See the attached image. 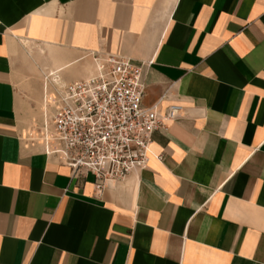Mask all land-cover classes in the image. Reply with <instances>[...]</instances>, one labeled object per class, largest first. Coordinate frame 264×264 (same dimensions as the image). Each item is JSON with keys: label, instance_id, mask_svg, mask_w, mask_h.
<instances>
[{"label": "crops", "instance_id": "0c3cea01", "mask_svg": "<svg viewBox=\"0 0 264 264\" xmlns=\"http://www.w3.org/2000/svg\"><path fill=\"white\" fill-rule=\"evenodd\" d=\"M96 52L153 61L144 105L182 108L100 197L29 137L26 83ZM0 264H264V0H0Z\"/></svg>", "mask_w": 264, "mask_h": 264}, {"label": "built area", "instance_id": "2783aa9c", "mask_svg": "<svg viewBox=\"0 0 264 264\" xmlns=\"http://www.w3.org/2000/svg\"><path fill=\"white\" fill-rule=\"evenodd\" d=\"M92 57L95 74L45 86L43 120L29 137L43 145L46 155L60 156L74 177L93 175L100 197L112 184L148 168L154 133L168 129L182 108L162 111L164 96L151 107L144 105L153 61L135 64L103 52Z\"/></svg>", "mask_w": 264, "mask_h": 264}, {"label": "rangeland", "instance_id": "374dc122", "mask_svg": "<svg viewBox=\"0 0 264 264\" xmlns=\"http://www.w3.org/2000/svg\"><path fill=\"white\" fill-rule=\"evenodd\" d=\"M30 51L37 59H41V56L44 57L46 55L45 53L46 50H44L41 47L31 46ZM36 69L37 70L34 71V74H32L31 76L29 75L26 81L28 85L27 87H30L28 97H30L29 101L34 110L33 120H35L34 122H32L33 128L31 132H35L36 128L39 127L42 123L43 106H44V90L46 84H48L47 87L49 88L50 82L52 83L51 77L49 76V72H50L49 70L47 71L46 69H41V68H36ZM47 94H49V92Z\"/></svg>", "mask_w": 264, "mask_h": 264}, {"label": "bare ground", "instance_id": "6f19581e", "mask_svg": "<svg viewBox=\"0 0 264 264\" xmlns=\"http://www.w3.org/2000/svg\"><path fill=\"white\" fill-rule=\"evenodd\" d=\"M63 70V69H62ZM58 71V70H57ZM60 72H54V71H52L51 73H49V76L51 77V81H52V83L55 85H62V84H60V82H62L61 80H60ZM46 85H48V84H46ZM48 88V87H47Z\"/></svg>", "mask_w": 264, "mask_h": 264}]
</instances>
